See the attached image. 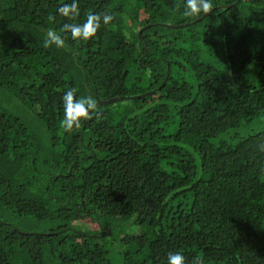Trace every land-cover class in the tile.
Instances as JSON below:
<instances>
[{
    "label": "trees",
    "instance_id": "16d2710c",
    "mask_svg": "<svg viewBox=\"0 0 264 264\" xmlns=\"http://www.w3.org/2000/svg\"><path fill=\"white\" fill-rule=\"evenodd\" d=\"M72 2L0 0V264H111L97 240L146 216L118 240L124 264L175 252L264 264V0H212L192 17L184 0H76L75 17L58 13ZM91 14L95 34L73 39L64 25ZM49 31L62 47L45 46ZM69 89L97 102L156 92L96 103L65 131Z\"/></svg>",
    "mask_w": 264,
    "mask_h": 264
},
{
    "label": "clouds",
    "instance_id": "9594fccd",
    "mask_svg": "<svg viewBox=\"0 0 264 264\" xmlns=\"http://www.w3.org/2000/svg\"><path fill=\"white\" fill-rule=\"evenodd\" d=\"M184 15L188 17L200 16L206 14L213 9L212 0H184ZM58 13L65 17H75L78 14L76 0L71 4H63L58 8ZM112 20L111 15H103L102 21L106 25ZM101 16L98 14H91L83 24H65L64 28L71 32L73 39H88L95 34L100 27ZM47 40L45 46L50 43L55 44L56 47H62L63 39L56 33L49 31L47 33ZM73 89L64 92L61 100L63 108V120L61 124L65 131H71L74 128L79 129L81 118L87 119L90 117L91 111L95 110L97 101L91 96L75 97ZM259 150L264 152V143L259 145ZM167 264H184V257L181 253H169L167 256ZM195 264H201L198 258Z\"/></svg>",
    "mask_w": 264,
    "mask_h": 264
},
{
    "label": "rangeland",
    "instance_id": "374dc122",
    "mask_svg": "<svg viewBox=\"0 0 264 264\" xmlns=\"http://www.w3.org/2000/svg\"><path fill=\"white\" fill-rule=\"evenodd\" d=\"M153 220V217L146 216L137 221L116 220L113 224L108 225L102 236L104 240L99 238L97 242L102 243L104 248L108 251L111 264H124L121 243H119L118 240H120L124 234L140 232L143 226L153 224ZM75 224L81 225L87 232L96 231L99 227L90 217H81L75 221Z\"/></svg>",
    "mask_w": 264,
    "mask_h": 264
},
{
    "label": "water",
    "instance_id": "95a60500",
    "mask_svg": "<svg viewBox=\"0 0 264 264\" xmlns=\"http://www.w3.org/2000/svg\"><path fill=\"white\" fill-rule=\"evenodd\" d=\"M205 15H207V13ZM165 26L169 27V28L178 27V26H173V25H170V24H166ZM144 28H145V26L142 27L139 30V32H138L139 38L141 37V33L144 30ZM168 73H169V69H168ZM166 79H167V77H166ZM164 83H165V81H164ZM155 92H156V89L152 90V91H149V92H146L144 94H138V95H132V96H118V97L109 98L107 100H99L97 103H99V104H109V103H114V102H117V101L133 100V99H137V98H140V97H144V96L149 95V94H153Z\"/></svg>",
    "mask_w": 264,
    "mask_h": 264
},
{
    "label": "flooded vegetation",
    "instance_id": "af4514ba",
    "mask_svg": "<svg viewBox=\"0 0 264 264\" xmlns=\"http://www.w3.org/2000/svg\"><path fill=\"white\" fill-rule=\"evenodd\" d=\"M170 25L178 26V27H179V26H182L181 24H171V23H170Z\"/></svg>",
    "mask_w": 264,
    "mask_h": 264
}]
</instances>
